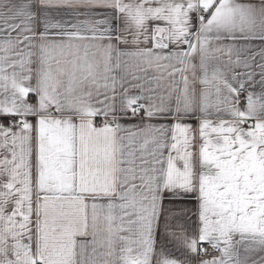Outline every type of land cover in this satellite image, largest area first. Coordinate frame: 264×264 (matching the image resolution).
Returning a JSON list of instances; mask_svg holds the SVG:
<instances>
[{
    "label": "snow or ice",
    "instance_id": "1",
    "mask_svg": "<svg viewBox=\"0 0 264 264\" xmlns=\"http://www.w3.org/2000/svg\"><path fill=\"white\" fill-rule=\"evenodd\" d=\"M0 264H264V0H0Z\"/></svg>",
    "mask_w": 264,
    "mask_h": 264
}]
</instances>
